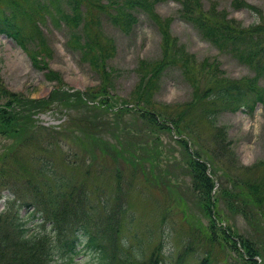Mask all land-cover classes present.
Listing matches in <instances>:
<instances>
[{
    "label": "rangeland",
    "instance_id": "1",
    "mask_svg": "<svg viewBox=\"0 0 264 264\" xmlns=\"http://www.w3.org/2000/svg\"><path fill=\"white\" fill-rule=\"evenodd\" d=\"M33 1L37 0H29L30 4ZM38 1L42 3L32 5L28 11L19 9L14 18L21 27L23 37L42 35L44 44L37 45L38 59L47 62L59 81L47 80L42 70L32 66L29 54L14 39L0 33V76L5 87L32 98H47L60 81L64 83V88L80 91L97 86L100 76L72 46L78 44L77 40L95 37L100 46L107 48L110 44L114 49L109 58V68L114 77L112 97L118 104L122 98H130L141 60L152 61L160 57L162 26L173 38V45L187 58L186 63L195 69L202 65L209 70L207 75L211 73L213 80L254 79V90L262 92L263 103L255 104L253 110L247 108L249 112L245 108L220 110L213 120L226 128L230 149L236 157L235 168L245 176L264 178V71L256 69L250 57H239L244 54L235 51L237 41L221 46L202 33L207 15L225 16L241 30L263 26L264 0H190L191 10L197 16V26L182 18L184 0H149L151 7L147 6V9L139 6L128 8L132 0H91L103 3L89 5L90 8L97 5L102 11L93 9L89 17L88 6L81 5L76 25L73 21L67 25L55 19L54 5H46L47 1L55 0ZM115 15H119L116 20ZM251 36L255 37L256 33ZM227 45L231 50L226 48ZM193 92V85L181 72L177 68H169L160 79L154 99L161 105L177 106L192 100ZM3 101L4 98L0 97V104ZM51 107L34 113L35 125L19 144L14 143L19 134L8 138L0 134V153L15 146L13 155L9 154L5 159L4 175L13 179L7 180L10 184L0 185V221H10L12 213L20 205V214L30 217L27 226L54 237V224L39 217L31 218L28 214L35 205L27 210L22 205L26 200H34L38 191L55 206H68L74 215L78 212L82 214V217L69 214L67 219L89 218V225L98 231L101 239L107 241L111 236L117 237L120 244V239L125 237L122 244L128 247H122L126 252V264H149L158 243L163 251L159 264H262V256L254 254L250 257L243 249L242 238L235 235L234 225L239 235L247 236L248 222L240 216H232L228 210L224 212L228 220L215 219L216 228L212 231L214 247L202 241L199 229L208 224L210 217L202 214L196 202V195L190 187V176L184 167L182 147L172 126L169 132L164 129L151 132L146 126L136 123L132 113L124 114V120H118L117 125L112 124L114 127L110 129L115 131L126 124L128 130L121 138L123 143L130 137L129 134L133 135L130 140L144 158L155 154L154 168L146 167L149 173L143 177L140 170H133L127 164H123L118 173L110 151H105L101 145H94L91 138L78 141L70 136L71 140H67L64 129L71 127L66 131L75 130L68 122V115L71 116L73 110ZM117 108L118 105L112 107L110 103L109 111ZM105 116L113 122L110 112ZM197 122L202 134L209 136L213 121L201 117ZM110 129H106L108 138L114 141ZM141 144L143 147H140ZM45 161L51 164L53 172L48 173L43 168ZM219 173L222 174V171L211 174L214 179L212 194L217 191L219 177L216 174ZM118 175H121L119 180ZM14 180L18 183L19 190L16 192L11 188ZM104 204L109 212L113 211L112 215L103 212ZM121 206L126 214H122L120 228H117L115 221ZM190 222L194 230H190ZM227 224L230 232L222 233L221 229ZM248 237L258 250L264 248V232L256 240L251 235ZM198 238L203 243H195ZM186 242L194 244V248L178 259V253ZM75 261L76 264H97L95 252L89 249L80 250Z\"/></svg>",
    "mask_w": 264,
    "mask_h": 264
},
{
    "label": "trees",
    "instance_id": "2",
    "mask_svg": "<svg viewBox=\"0 0 264 264\" xmlns=\"http://www.w3.org/2000/svg\"><path fill=\"white\" fill-rule=\"evenodd\" d=\"M129 2L128 8L132 6H139L143 9H147V6L151 7L149 0ZM183 2L182 18L197 26V16L191 10L190 0ZM41 3L38 0L31 4L29 0H0V33H5L14 39L28 53L32 66L42 70L47 80L57 81L55 71L43 59H38L37 45L44 44L42 35L23 37L21 27L18 26L14 18L19 9L28 11L32 5L38 6ZM92 3L103 4L91 0H55L47 1L46 5H54L55 19L59 22L71 25V21H73L76 25L77 18L81 15V5L88 6L89 17L93 9L102 11L98 9L97 5H95L97 8H90L89 5ZM153 16L151 17L155 20ZM118 17L119 15H115L114 20ZM204 19L206 23L202 24L204 28L202 33L206 38L208 37L209 40L221 46L227 42L237 41L238 45L235 47V51L244 54L239 57L241 59L250 57L255 63V68L264 71V62H262L264 58V25L241 30L231 21L226 20L225 16L211 17L207 15ZM160 32L162 35L160 57L152 61L141 60L137 68V81L130 98H122L118 104L112 97L114 77L109 68V58L114 49L109 46L110 44L107 48L100 46L99 40L95 37H86L83 41L77 40L78 44L76 45L71 44L78 51L80 57L86 60L92 70L100 76V83L95 87L80 91L79 89L64 88V83L60 81L54 85L47 98H32L24 93L9 90L4 86L0 76V97L4 98L0 104V134L6 138L19 134L14 142L19 144L28 130H31L35 125L34 113L46 110L51 106V108L54 106L69 108L73 110V114L68 115V122L75 130L68 132L66 130L71 127L64 129L67 140H71L68 138L70 136L78 141H82L83 138H91L94 145H101L105 151H110L117 172L123 164H127L133 170H140L143 177H147L149 171L146 167L154 168L156 162L153 157L155 154L144 158L142 153L138 152L135 143L130 140L133 135L129 134L130 137L123 143L121 138L128 130L126 124L122 127L119 126L117 131L110 129L114 127L112 124L117 125L118 120H124V114L132 113L135 115H133L135 122L142 127L146 126L151 132L155 129H164L169 132L173 127L175 134L178 135L177 141L182 147L181 155L183 163H185L184 167L190 176V187L196 195V202L202 214L206 213L210 217L208 224L202 225L199 229L202 233V241L213 245L212 231L216 228L214 227L215 219L228 220L225 216V211L228 210L232 216H240L248 222L247 236L239 235L237 227L234 225L237 232L235 235L242 238L245 252L250 257L260 254L263 258L262 264H264V248L258 250L248 237L251 235L256 240V237L264 232V178L245 176L238 171V168H235L236 157L230 149L231 143L226 128L217 125L213 120L216 114L223 109L236 111L240 108H248L253 110L255 104L263 103L262 92L260 94L254 90V79L249 81L213 80L211 73L207 75L209 70L202 65L195 69L194 66L186 63L187 58L173 45L175 44L174 40L164 27H160ZM255 33V37L251 36ZM226 48L231 50L229 45ZM169 68H177L184 78L193 85L192 100L177 106H165L155 101L154 96L160 79ZM110 103H112V107L118 105V108L109 111ZM109 112L113 122L105 116V113ZM201 117L210 118L213 121V129L209 136L203 135L202 129L198 125L197 121ZM106 129H110L114 141L108 138L109 133ZM140 147L143 145L141 144ZM14 148L15 146L7 152L3 150L0 153V185L13 179L10 175H4V165L9 154L13 155ZM42 166L46 172H53L49 162L45 161ZM217 170H221L222 174H216L219 177V183L216 193L212 194L211 190L214 186L212 175ZM120 177L121 175L117 176L118 180ZM11 186L13 192L19 190L15 180ZM36 194L37 197L31 201L32 203L26 200L22 205L26 210L31 205H35L33 211H30L31 213L28 215L31 218L39 217L45 222L53 223L55 236L50 237L45 231L40 233L39 230H32L27 226L30 217L20 214L21 206L19 205L12 216L10 215V221L7 219L0 221V264H76L75 256L82 249L93 250L97 264H126V252L123 247L128 246L122 244L125 237L120 239V244L117 237L113 236L105 241L99 237L98 231L89 225L87 221L89 218H84L86 221L77 217L67 219L69 214L74 215L71 207L55 206V203L43 194L38 191ZM83 210L86 211L85 208ZM103 212L108 216L113 213V211L109 212L106 204L103 205ZM124 212L123 206L117 210L118 217L115 221L117 228H120V219ZM74 216L82 217V214L78 212ZM189 225L190 230L195 229L191 222ZM221 231L222 233L230 232V226L227 224ZM196 242L203 243L199 238ZM80 245H82V249ZM193 246L194 244L189 245L186 242L177 258L179 259L187 251L192 250ZM162 252L161 244L158 243V246L152 251L149 264H159Z\"/></svg>",
    "mask_w": 264,
    "mask_h": 264
}]
</instances>
